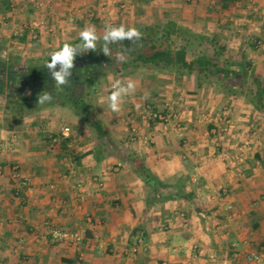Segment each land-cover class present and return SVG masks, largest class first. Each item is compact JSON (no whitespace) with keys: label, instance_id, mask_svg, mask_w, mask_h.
<instances>
[{"label":"crops","instance_id":"obj_1","mask_svg":"<svg viewBox=\"0 0 264 264\" xmlns=\"http://www.w3.org/2000/svg\"><path fill=\"white\" fill-rule=\"evenodd\" d=\"M8 1L5 10L0 0V35L9 30V46L15 40L16 48L28 46L30 23L46 24L35 60L48 58L43 48L74 43L86 26L102 36L112 22L143 29L173 21L197 37H216L227 50L244 51L253 66L264 67V0H124L130 6L125 13L105 0H41L40 7L32 0ZM173 40L175 46L183 43ZM250 47L257 51L248 54ZM141 70L121 79H139ZM2 71L4 85L11 80L9 65ZM176 76L177 82L188 79L186 88L172 90L167 102L141 86L124 98L118 114L124 123L108 107L102 91L107 82L99 84L93 99L101 137L72 118L69 107L38 105V94L47 89L25 97L31 104L20 111L7 105L21 88L1 86L0 264H255L245 255L264 257V114L244 97L199 86L193 75ZM156 101L158 108L174 109L178 121L164 129L143 120L145 103ZM208 112L212 120H200ZM219 115L225 121L216 124ZM65 126L68 136L61 133ZM216 126V134L210 133ZM13 164L30 176L29 186L13 178ZM145 170L168 184L159 187L164 195L182 182L189 198L147 204ZM47 222L83 229L85 237L79 245L52 244L43 234Z\"/></svg>","mask_w":264,"mask_h":264},{"label":"trees","instance_id":"obj_2","mask_svg":"<svg viewBox=\"0 0 264 264\" xmlns=\"http://www.w3.org/2000/svg\"><path fill=\"white\" fill-rule=\"evenodd\" d=\"M1 5L5 10H9L8 0H1ZM137 29L143 34L142 39L110 45L111 56H106L103 53L100 48L102 46L97 47L95 51L78 54L74 60L72 75L69 78L70 83L59 91L55 89L51 72L44 66L50 60L38 59L22 64L19 60H13L12 57L8 61L0 60V73L8 64L11 76L9 83L19 89L24 88V93L21 92L22 94L19 93L18 96L8 99L7 108L11 107L10 103H14L13 105H16L17 109L25 111V106L31 104L24 100L25 97L31 100V96L37 93L36 91L41 92L43 90L41 87H44L53 94L51 106L69 107L76 112L79 119L95 129L97 136H105L94 107L87 100L91 93H95L97 87L91 83L95 79L104 77L107 71L122 73L136 69H155L156 71L193 75L197 85L206 83L211 85L216 92L244 97L256 110L264 114V67L253 66L252 61L246 58L244 51L240 52V60L233 59L227 55L226 47L220 45L216 37H197L181 26H177L173 21ZM174 37L181 39L183 43L175 46ZM193 38H198V45L203 49L201 52L196 53L190 50L193 46L191 45ZM77 43H80L79 39L73 44ZM206 43L210 47L206 46ZM210 49L212 50L210 51ZM124 50H127L125 54L128 59L126 62H120L117 60L116 54ZM93 54L98 60L99 57L104 56V64L97 63L96 67L98 68L96 69L99 72H94L93 75L82 74L87 70V68L84 70L85 66L95 67L94 63L96 62L93 59ZM38 87L41 89H37ZM153 110L156 109L153 107ZM152 121L158 122L157 119H152ZM141 179L148 188L147 204L158 199L163 201L170 198H189V195L183 191L182 182H177L173 186L174 193L164 195L159 191V187L166 188L168 184L161 181L152 172L145 170Z\"/></svg>","mask_w":264,"mask_h":264},{"label":"clouds","instance_id":"obj_3","mask_svg":"<svg viewBox=\"0 0 264 264\" xmlns=\"http://www.w3.org/2000/svg\"><path fill=\"white\" fill-rule=\"evenodd\" d=\"M142 33L136 27H129L123 24L118 26L106 24L102 36L98 35L95 26H86L79 32L80 43L73 44L65 42L62 47L53 50L49 53L50 61L44 66L51 72L52 80L54 81L55 89L62 90L64 86L70 83L72 69L74 68V60L78 54H83L88 51L97 49L98 41L102 40L103 44L100 47L106 56H111L112 44H120L124 41H140ZM118 52L116 58L120 62H126L128 57L125 52ZM58 69V70H57ZM137 84L135 81L128 79H115L111 84L110 94L107 97L109 109L119 114L122 110V103L125 97L136 92ZM149 94H145L144 99H148ZM53 99V94L44 91L38 94V105L50 103Z\"/></svg>","mask_w":264,"mask_h":264},{"label":"rangeland","instance_id":"obj_4","mask_svg":"<svg viewBox=\"0 0 264 264\" xmlns=\"http://www.w3.org/2000/svg\"><path fill=\"white\" fill-rule=\"evenodd\" d=\"M105 2H109V5L111 7H114L115 5H116L115 7H117V6L119 7V5H120V8L124 10V13L127 12V10H129V8H130V6L128 7L127 6L128 4L124 0H115V1L114 0H105ZM116 3H118V4H116ZM121 5L124 6V7H122ZM112 23L114 24V22H112ZM9 34H10L9 33V30H6V31H4V33H1V35H0V60H10L11 57L13 58V60H35V58L33 56L36 55L35 54L36 52H39V50H41V48H40L41 44L38 43V42H40V40H39L40 38L38 37L35 41L34 40H31L28 43V46H26V44H24L22 46L24 48H16L15 47L16 46L15 44L17 43L16 40H15L14 46H9L7 44V40L8 39H10V41L14 40L13 39V35H11V34L9 35ZM51 36H53V35H51ZM102 44H103V41L102 40L98 41L97 47L102 46ZM193 46L194 47L190 49L191 51H194V52L198 53V52H201L203 50L202 47L199 46L198 44H193ZM43 49H42V51H43L44 55H48V58H46V59L47 60H50L49 53L51 52V49H46V51H45V49L44 50ZM211 50L212 49H210V51ZM255 51H257V49H253L252 47L246 48V52L248 54L255 53ZM227 55L229 57L233 58V59H237L240 56V54L237 53V48H230V49H228L227 50ZM93 59L96 62V63H94L95 64V67L88 68V67L85 66V69L84 70H86V68H87V70H86L85 73L82 72V74H86L87 73L89 76L90 75H93L94 72H97L98 71L96 69V68H98V67H96V64L97 63L98 64H104L103 62H105L104 56L99 57V60H98L95 57V55H94ZM25 63H27V62H25ZM137 72H139L140 73V76H141L139 79L136 78L135 80H133L137 84V89H139L138 87L141 86V88H143L142 91H144V90L147 91L148 89H151L153 95H155V94L156 95L161 94L162 95V102L163 103L169 101V99H170L169 98L170 97V93L172 92V90L176 91V89L178 87H179V89H184L185 90L186 83L188 81L187 78H179L180 79L179 81H183L184 80V82H177V81H175V79H177L178 77L176 76V73L175 72H172V71H160L159 72V71H156L154 69H149V70L148 69H145V70H141V71H137ZM124 73L128 74L129 72L125 71V72H122V73H116L114 71H107V74L104 77H102L101 79H95L94 82H92L91 84L94 85V86L99 87V84L103 83V81L107 82V83H105L103 85L104 88L102 89V91H103V93L105 92L106 94L109 95L110 94V91L108 89H109V87H111V84L114 82L115 79L125 78L124 75H123ZM148 75L149 76L150 75H156V78H154L153 80H150L149 81ZM101 87L102 86H100V88ZM0 89H2V87H0ZM136 92H137V90H136ZM93 96H95V93H91V95L88 96L87 100H88V102L90 104H92L94 106V108H96V105H95L96 104V101L94 100L95 98L93 99ZM125 98H129V97L127 96ZM137 98H139V97H136V99ZM151 100H154L153 96L151 97ZM146 101H148V100H145V102ZM148 104L150 105V108H153V106H154V109L157 108L162 113H168V114L169 113H174V109L172 110V109L168 108V105L163 106V107L161 106V108H158V106L156 105L157 104V101L155 103H153V104L152 103H148ZM146 106H147V104L145 103V106L144 107H146ZM69 109H67V110L69 111V114H71L70 116H72V118H73V116L76 117L77 116L76 112L74 110H72V109H70V110ZM143 109H142V111H143ZM219 116H222V115H219ZM219 116H217L216 119H214V122H216V124H217V122H218V124L220 122H222V121L218 120ZM117 117L120 118V122L124 123V121L121 119L122 118V115H118L117 113H115V115H114L113 118L116 120ZM126 118H127V116L124 118V120L125 121H128ZM199 118H200V120H205L206 122H210V120H212L211 117H209V112L203 114ZM143 120L148 121V119H143ZM64 122H66L67 124L70 123L69 122V119H67V118L64 119ZM171 123H172V121H171ZM162 127L164 128V126H162Z\"/></svg>","mask_w":264,"mask_h":264},{"label":"built area","instance_id":"obj_5","mask_svg":"<svg viewBox=\"0 0 264 264\" xmlns=\"http://www.w3.org/2000/svg\"><path fill=\"white\" fill-rule=\"evenodd\" d=\"M34 4L38 7L43 5V2L41 0H32ZM122 6V5H121ZM124 7V6H122ZM1 24V22H0ZM28 37L31 40L37 39L40 34L44 33L46 29V24L43 21L34 20L30 25L28 26ZM223 116H219L218 120H222ZM142 119H157L158 123H160L164 128H167L168 124L172 122L178 121V115L176 113H162L157 110H153V108H150V106L144 107L142 114ZM217 127L212 128L210 131L212 134H216ZM71 132L70 127L65 126L62 127L61 133L64 136H68ZM245 145H248V142L245 141ZM240 158V157H239ZM11 172L13 178H15L19 184L29 186L31 182L30 176H24L21 172L20 167L17 164H13L11 167ZM226 189H222V192L225 194ZM231 208V206H229ZM44 236L47 237L48 242L52 244H58V245H79L82 243L84 237H85V230L83 229H67V228H60L56 227L52 224L46 223V227L43 232ZM245 260L249 263H255V264H262V261H264V257L260 253L257 252H250L245 255Z\"/></svg>","mask_w":264,"mask_h":264},{"label":"flooded vegetation","instance_id":"obj_6","mask_svg":"<svg viewBox=\"0 0 264 264\" xmlns=\"http://www.w3.org/2000/svg\"><path fill=\"white\" fill-rule=\"evenodd\" d=\"M1 76H3V75H1ZM10 78H11V76H10ZM0 86L4 87L5 90H11L10 88H11L13 85H11V84L9 83V81H8L7 83H5L4 85H2V81H0ZM12 88H13L12 91H14V90H18V89H19V87H17V86H14V87H12ZM41 88L44 89V87H41ZM41 88L38 87L37 89H41ZM21 90H23V91H21V92L24 93V88H23V87H22ZM25 90H26V89H25ZM36 92L38 93V91H36Z\"/></svg>","mask_w":264,"mask_h":264}]
</instances>
